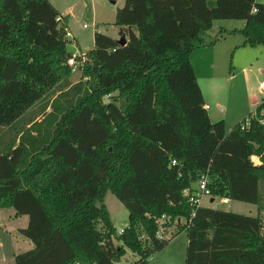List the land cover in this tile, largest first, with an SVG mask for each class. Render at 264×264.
Listing matches in <instances>:
<instances>
[{"label":"trees","instance_id":"trees-1","mask_svg":"<svg viewBox=\"0 0 264 264\" xmlns=\"http://www.w3.org/2000/svg\"><path fill=\"white\" fill-rule=\"evenodd\" d=\"M61 19L49 0H0V129L15 133L0 145V209L28 216L18 231L33 243L15 264H117L127 249L146 264L180 230L185 264H264V99L226 132L190 59L218 19L243 20L230 33L264 44V3L124 0L114 25L125 44L96 31L80 79L14 129L72 73ZM204 172L213 200L253 203L257 214L200 205L191 217L184 189ZM107 191L128 211L120 233ZM162 214L182 219L167 238L156 236Z\"/></svg>","mask_w":264,"mask_h":264},{"label":"rangeland","instance_id":"rangeland-1","mask_svg":"<svg viewBox=\"0 0 264 264\" xmlns=\"http://www.w3.org/2000/svg\"><path fill=\"white\" fill-rule=\"evenodd\" d=\"M59 7H66L64 14L66 20L61 19V24L74 38L67 39L66 51L72 56H80L86 52L87 47H93V37L96 31L105 33L115 39L120 37V29L114 25L115 12L123 5V0H51ZM82 1V3H81ZM264 3V0H257ZM81 3V4H80ZM73 12L74 5H79ZM243 20L218 19L213 22L211 29L202 35L204 44H196L199 49L190 55L198 84L202 95L209 108L208 113L213 115L217 106L224 110L219 116L224 120L225 131L228 132L235 124L245 119L248 114L261 102L262 92L258 81L264 79V44L254 47L238 43L243 41L240 33L230 34V31L216 32L219 24L226 28L239 27ZM86 24L87 27H83ZM217 33V34H216ZM215 42L207 45L209 41ZM81 76V69L74 66L72 73L62 86H56L44 98L37 101L15 123L14 129L22 127L31 119L41 120L44 112L51 110L50 103L59 94V89L71 86ZM14 130L0 129V145L7 146L8 141L14 136ZM196 186V181L192 183ZM223 196H215L210 202L209 197L202 198V205L212 206L217 209L233 211L255 216L257 206L253 203L229 200L228 203L220 202ZM109 212L110 220L116 233L128 224V211L126 207L110 191L103 199ZM14 209H0V264H15L13 255L27 251L33 247L31 241L18 231L23 227L26 215L16 216ZM264 224V210L261 212ZM175 230V229H174ZM32 244L31 246L27 244ZM187 235L185 230H180L166 245L156 251L146 264H185ZM138 256L130 250L121 257L117 264H133Z\"/></svg>","mask_w":264,"mask_h":264},{"label":"built area","instance_id":"built-area-1","mask_svg":"<svg viewBox=\"0 0 264 264\" xmlns=\"http://www.w3.org/2000/svg\"><path fill=\"white\" fill-rule=\"evenodd\" d=\"M256 9L253 8V11H255ZM83 27H87L86 24L83 25ZM66 30V35L69 38H74L71 33L65 28ZM84 54H80V60H77L75 56H71L68 59V64L71 66H78L79 68L82 66L83 64V60H84ZM259 89L262 92V99L261 101L264 99V80H261L259 82ZM204 107L206 109L209 108L208 105H204ZM249 120L247 119L245 121V123L243 124L242 127L248 126L249 125ZM251 160L256 163L257 162V157L256 156H252ZM172 164H175V160H172ZM210 176L207 172H204L202 174L199 175V177L196 179V186L195 187H187L186 189H184V195L187 196V199L189 201V203L194 207L193 210L191 211L190 216H194L195 214V208L202 205V198L207 196L209 198H212V193L211 190L209 188V183H210ZM229 198L226 196H223L222 198H220V202L222 203H228L229 202ZM182 221L181 218L177 217L172 219V217L170 215L167 214H162L160 217L157 218V233L156 236L158 238H167L169 237L173 232H175L176 230V223H180ZM175 229V230H174ZM262 229L264 231V224H262ZM122 230L119 231V233Z\"/></svg>","mask_w":264,"mask_h":264},{"label":"crops","instance_id":"crops-1","mask_svg":"<svg viewBox=\"0 0 264 264\" xmlns=\"http://www.w3.org/2000/svg\"><path fill=\"white\" fill-rule=\"evenodd\" d=\"M49 2L54 6V8L62 15V16H64V14L65 13H67L69 10H71V8H72V6H70V9H68V11H67V9H66V7H59L57 4H54V3H52V1L51 0H49ZM115 2V1H114ZM81 3H82V1H81ZM80 3V4H81ZM123 3H124V0H123ZM80 4L79 5H74V7H73V12H76V9H77V7H79L80 6ZM214 22V21H213ZM213 25V24H212ZM243 25H244V21L243 22H241V25L239 26V27H231V25H230V27L229 28H226L224 25H221V24H219V28H218V30L216 31V32H219V31H224V32H228V31H230V30H233V29H240V28H242L243 27ZM217 34V33H216ZM231 34V33H230ZM232 34H235V33H232ZM244 38V37H243ZM243 42H244V39H243V41H240V43H238V44H240V45H242V46H245L244 44H243ZM88 48V47H87ZM199 49V46H197V45H195V48H194V50H193V52H192V54L196 51V50H198ZM261 72H264L263 70H261ZM261 80H264L263 78L262 79H260L259 81H258V87H259V82L261 81ZM205 105H208V104H206L205 103ZM224 110V109H223ZM223 112V111H222ZM193 187V186H192ZM209 201L210 202H212V201H214L212 198H209ZM13 209V208H12ZM14 211V210H13ZM14 214H15V211H14ZM21 216V215H20ZM23 216V215H22ZM27 216V215H26ZM21 219H23V221H24V225H23V227H25L26 225H27V223H28V216H27V218H24V216H23V218L21 217ZM23 227H20V228H23ZM30 243H32V242H30ZM27 244V243H26ZM27 245H29V246H31L32 244H27ZM15 255V254H14ZM14 255H13V258H14Z\"/></svg>","mask_w":264,"mask_h":264},{"label":"water","instance_id":"water-1","mask_svg":"<svg viewBox=\"0 0 264 264\" xmlns=\"http://www.w3.org/2000/svg\"><path fill=\"white\" fill-rule=\"evenodd\" d=\"M111 1L114 2L115 0H111ZM118 41H119V43L121 45H124L125 42H126V39H125L124 35L121 34L120 37H119V39H118ZM87 49H89V48H87ZM222 111H223V108L221 106H217L216 112L213 115L210 116L211 119L218 118L222 114Z\"/></svg>","mask_w":264,"mask_h":264}]
</instances>
